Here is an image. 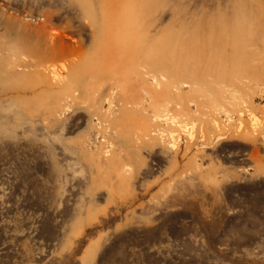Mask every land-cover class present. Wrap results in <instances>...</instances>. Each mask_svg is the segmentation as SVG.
Segmentation results:
<instances>
[{"label":"rangeland","instance_id":"obj_1","mask_svg":"<svg viewBox=\"0 0 264 264\" xmlns=\"http://www.w3.org/2000/svg\"><path fill=\"white\" fill-rule=\"evenodd\" d=\"M238 9L239 0H0V264H264V95L252 99L260 127L250 117L215 130L192 89L211 39L233 52ZM123 10L141 25L138 74L104 47ZM30 52L58 82L22 65ZM169 108L188 124L166 130L177 149L137 144Z\"/></svg>","mask_w":264,"mask_h":264},{"label":"bare ground","instance_id":"obj_2","mask_svg":"<svg viewBox=\"0 0 264 264\" xmlns=\"http://www.w3.org/2000/svg\"><path fill=\"white\" fill-rule=\"evenodd\" d=\"M237 21V27L231 39L234 43V50L230 57H228L229 53H227L226 49H223L221 46L223 38L211 39L208 46L204 48V51L202 50L209 57L207 73L205 72L206 76L199 78L200 76L198 74H194L192 77V89L195 88L193 93L196 94L194 96L204 99L207 103L206 112H203V117L205 116V118L201 119L205 124H210L215 130L220 128L223 121L231 122L236 120L241 124L245 118L250 117L253 120L251 123L254 122V127H260L263 124H258L253 116L254 108L252 99L255 95H264V0H239ZM56 40V36L50 38V41ZM140 42L141 25L138 19L123 10L119 18L109 25L104 47L107 50L109 49V51L111 50L110 53L115 51L118 60L119 58H124L123 62H125V59L126 61L129 60L131 63L129 73L138 74L133 63V56L140 49ZM198 51L199 48L194 46L193 53L191 54H197L195 52ZM34 52L28 54L31 55L29 60L25 58L22 60V65L26 68L34 67L37 75H50L54 82H58L53 69L46 66L44 59ZM157 55L165 56L166 52L158 53ZM110 56L114 55L110 54ZM127 74L128 70L123 74V93H126L125 91L128 85ZM63 80L61 79V83ZM179 81L177 80L179 83L185 82V80L181 81V79ZM175 114L171 112L170 108L159 112L155 115L153 123L148 125L141 134L135 136V142L140 145L146 138H148L147 140L158 139L166 142L170 150L175 151L179 143L178 138L173 135V131L167 132L166 130L173 129L175 131L176 129H185L188 127L186 121L180 120ZM113 124L115 128H118L120 125L117 119L113 120ZM162 128L165 129L162 130ZM192 129H186L187 131H185L187 134L186 137L190 140L192 139V135H194L192 134ZM109 153L110 151L100 152L99 157L101 155L108 157L110 156Z\"/></svg>","mask_w":264,"mask_h":264}]
</instances>
